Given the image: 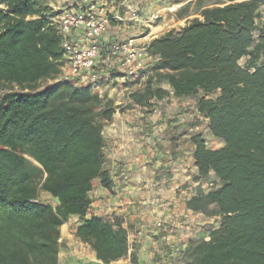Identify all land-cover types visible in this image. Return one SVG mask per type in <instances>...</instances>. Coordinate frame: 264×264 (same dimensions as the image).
Listing matches in <instances>:
<instances>
[{"label": "trees", "instance_id": "16d2710c", "mask_svg": "<svg viewBox=\"0 0 264 264\" xmlns=\"http://www.w3.org/2000/svg\"><path fill=\"white\" fill-rule=\"evenodd\" d=\"M0 5V264H59L61 227L72 216L81 222L75 238L98 260H120L130 250L127 229L119 219L87 218L94 181L113 185L104 127L115 102L92 84L59 80L62 36L42 0ZM263 8L264 0H228L152 38L148 52L157 60L144 88L130 95L142 107L171 94L197 98L223 142L209 148L200 133L191 136L196 179L213 173L221 185L198 188L186 205L220 217V226L189 242L187 264H264ZM121 23L111 18L98 40L128 36Z\"/></svg>", "mask_w": 264, "mask_h": 264}, {"label": "crops", "instance_id": "0c3cea01", "mask_svg": "<svg viewBox=\"0 0 264 264\" xmlns=\"http://www.w3.org/2000/svg\"><path fill=\"white\" fill-rule=\"evenodd\" d=\"M125 1L128 7L129 1L134 3L137 15L135 20L128 19L131 12L126 11L122 17L118 15L123 18L120 20L122 22L120 27L129 29L133 21L141 22L143 26L153 29L146 32L151 34V38L157 37L158 30L163 26L152 22L153 15L160 12V15L166 16L164 9L169 8L168 1ZM184 3L180 2L174 6ZM140 6L142 8L138 9ZM151 7L157 10L147 15ZM104 81L102 79L98 86H94L96 92L102 91ZM76 84L83 85L80 81H76ZM138 108L147 109L142 106ZM140 115L141 120L114 119L105 125V153L108 159L106 168L109 170L113 185L109 190L101 185L95 187L94 184L89 194L92 203L87 218L97 216L111 220L119 219L128 231L129 254L112 264H133V262L148 264L147 261L152 263L158 254L162 256L167 254L164 251L184 250L202 228L198 227V224L203 222L201 213L187 208L186 202L190 197L185 198L184 195L178 194L180 189L176 178L179 170L184 169V166L176 165L175 152L173 148H169L170 142L167 138L163 139L157 133L156 125L145 117V114ZM180 154H178L179 158L183 157ZM114 174L119 180H116ZM61 235L60 241L64 235L62 231ZM74 241L80 246L87 245L91 250L79 252L78 249H82L83 246L78 245L79 248H75L78 261L68 264H95L98 260L95 251L76 238ZM133 242L136 243L135 248ZM133 253L138 263H135L136 260L132 261Z\"/></svg>", "mask_w": 264, "mask_h": 264}, {"label": "rangeland", "instance_id": "374dc122", "mask_svg": "<svg viewBox=\"0 0 264 264\" xmlns=\"http://www.w3.org/2000/svg\"><path fill=\"white\" fill-rule=\"evenodd\" d=\"M74 0H42L45 7L51 9L54 12L55 18L57 20L59 13L68 7L69 3ZM169 3V8L164 9L166 16L160 15V12L154 13L157 17L153 18L152 22L156 25L161 24L163 28L158 30V36L166 33L170 29L179 30L185 26L190 19L195 17H200V12L203 7L223 5L226 4L228 0H167ZM187 1V2H186ZM104 4L105 10L108 15L112 17L116 15H123V5L127 4L125 0H99ZM185 2L179 6H174L177 3ZM128 5V4H127ZM3 7V5H0ZM173 7H177L176 10H171ZM142 8V6L138 7ZM134 3L129 1V7L127 6V12L130 10H135ZM157 9L149 8L147 15L153 14ZM264 16V8L261 11ZM186 18V19H185ZM120 21V20H119ZM264 22V18L259 20V23ZM127 34H145L146 32L153 31L149 26H143L141 22H134L129 26ZM257 36V35H256ZM244 60L241 61V64ZM102 68L105 70L104 63H101ZM112 79L104 81V87L100 92L103 96L112 99L117 107L114 119L127 118L132 120H141V113L145 114L150 121H152L156 126L157 133L164 139L170 142L168 144L169 148H173L176 165L181 164L184 169L179 170L178 178H176L179 184L178 194H182L187 197H191L198 188H202L206 192L217 188L221 185V182L211 173L206 178L196 179L197 168L194 165V159L192 150L194 145L191 141V136L195 133H200L209 148H219L223 146V142L215 138L208 128V119L201 115L197 110V98H176L172 94L161 101H152L147 109L138 108L132 102L130 95L135 91H141L146 83V79L130 78L125 80V82H118L115 77L119 74L117 70H111ZM53 81L49 80L43 82L41 87L52 84ZM113 119V120H114ZM112 120V121H113ZM109 124V123H108ZM107 125V124H106ZM167 146V147H168ZM165 147V146H163ZM166 148V147H165ZM181 153V154H180ZM180 154L183 157L178 156ZM108 162V159H107ZM116 180L119 177L114 174ZM95 187L99 186V181H94ZM42 199L50 202L54 206L57 205V200L48 194H43ZM203 222L198 224V227H202L201 230L196 234L195 239L209 238L210 231L214 228L220 226V217L218 216H207L201 213ZM78 217H70L69 220L61 227V231L64 234L62 237V247L59 254V264H68L73 261L76 263L78 261L77 254L75 253V248H79L75 240V231L80 224ZM200 234V235H199ZM134 248L136 243L133 242ZM80 246V245H79ZM83 246V247H82ZM82 249H78L79 252L84 250H91L87 245H81ZM84 248V249H83ZM187 248V247H186ZM172 251L169 249L164 256L158 254L152 260V263L148 264H187L186 263V253L185 250ZM88 252V251H86ZM164 254V253H163ZM133 261V260H132ZM135 263H138L137 257ZM125 264V263H121ZM130 264V263H127ZM134 264V262H133Z\"/></svg>", "mask_w": 264, "mask_h": 264}, {"label": "built area", "instance_id": "2783aa9c", "mask_svg": "<svg viewBox=\"0 0 264 264\" xmlns=\"http://www.w3.org/2000/svg\"><path fill=\"white\" fill-rule=\"evenodd\" d=\"M173 7L171 10H176ZM129 20H135L137 11L131 10ZM157 15H153V18ZM110 17L102 2L74 0L63 9L55 20L62 36L64 64L59 80L89 82L98 86L101 80L112 79L111 70L118 71L115 79L125 82L130 78L145 79L152 72L156 57L148 52L150 33L129 34L103 43L98 39L108 29ZM80 39L74 41L75 36ZM101 63H104L105 70ZM95 264H112L97 260Z\"/></svg>", "mask_w": 264, "mask_h": 264}]
</instances>
